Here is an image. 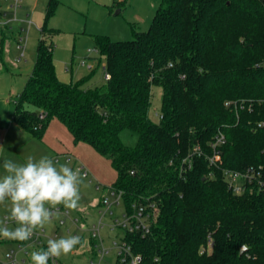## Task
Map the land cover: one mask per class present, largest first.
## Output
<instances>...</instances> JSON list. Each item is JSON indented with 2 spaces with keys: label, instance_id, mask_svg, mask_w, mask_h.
Returning <instances> with one entry per match:
<instances>
[{
  "label": "trees",
  "instance_id": "obj_1",
  "mask_svg": "<svg viewBox=\"0 0 264 264\" xmlns=\"http://www.w3.org/2000/svg\"><path fill=\"white\" fill-rule=\"evenodd\" d=\"M57 3H47L13 120L42 139L57 118L75 143L109 158L126 210L154 205L151 232L126 236L142 264H264V192L255 179L235 193L223 173L264 179V0H161L134 38L93 35L110 74L95 85L91 74L57 75L45 36ZM153 86L162 87L159 121L149 115ZM126 129L135 145L122 140ZM196 145L201 153L182 169ZM216 150L221 159L211 162Z\"/></svg>",
  "mask_w": 264,
  "mask_h": 264
},
{
  "label": "rangeland",
  "instance_id": "obj_2",
  "mask_svg": "<svg viewBox=\"0 0 264 264\" xmlns=\"http://www.w3.org/2000/svg\"><path fill=\"white\" fill-rule=\"evenodd\" d=\"M47 1L21 0L15 12L11 1L0 0V16L5 21V24L0 23L1 122L7 121L9 116L12 118L15 102L33 70L37 46L43 36ZM160 3L161 0H58L55 12L47 21L50 31L45 36L55 43L54 61L59 79L69 82L91 74L89 85L105 83V57L96 48L93 35L103 34L112 40L132 39L134 30H147L150 27ZM152 92L149 115L154 121H159L162 87L153 86ZM47 129L49 130L43 139L32 137L30 133H19L14 140L10 134L5 144L3 161L11 159L24 163L23 160L28 156L36 159L48 156L57 162L55 158L59 157V164L68 163L76 169L77 160H68L63 153L71 138L68 128L57 118H53ZM0 135H3L2 131ZM121 137L129 145H135L138 140L137 134L127 129L122 132ZM79 144L80 153L76 156L96 167L99 175L96 177L92 170L89 176L82 175L79 210L76 212L80 219L76 224L67 222V226H60L57 222L58 215L50 224L45 225L49 230L59 232L60 237L69 234L80 237V244L68 255L60 257L63 264H87L90 257L98 260L92 254L88 229L100 221L104 223L101 234L106 247H113L114 240L120 242L125 237L123 229H111L116 224V219H121L126 210L124 199L120 198L118 204L112 203V213L107 212L103 216L100 210L105 208L98 204L105 196L110 202L119 197L117 193L112 194V185L117 177L116 170L109 158L98 153L91 145ZM7 211L6 206H0V219L9 215L5 214ZM76 213L73 212L74 215ZM10 227H15V224ZM11 248H17L15 240L0 244L2 261L6 260V253ZM116 259V249H112L104 256L102 264L114 263Z\"/></svg>",
  "mask_w": 264,
  "mask_h": 264
},
{
  "label": "clouds",
  "instance_id": "obj_3",
  "mask_svg": "<svg viewBox=\"0 0 264 264\" xmlns=\"http://www.w3.org/2000/svg\"><path fill=\"white\" fill-rule=\"evenodd\" d=\"M2 167L0 206H6L9 215L0 219V237L27 241L38 229L43 230L52 222L58 215V206L70 210L78 208L83 182L79 168L59 164L48 156L39 159L28 156L24 163L5 159ZM8 222L15 227H10ZM78 244V235L50 238L46 249L31 253V262L49 264L50 259L68 255Z\"/></svg>",
  "mask_w": 264,
  "mask_h": 264
},
{
  "label": "built area",
  "instance_id": "obj_4",
  "mask_svg": "<svg viewBox=\"0 0 264 264\" xmlns=\"http://www.w3.org/2000/svg\"><path fill=\"white\" fill-rule=\"evenodd\" d=\"M11 1V7L16 9L20 6L21 0H6ZM105 67V65H104ZM106 79L110 78V74L105 72ZM223 136H218L216 142L212 143L213 147L216 148L219 142H222ZM201 147L196 145L189 156H186L182 160V169H190L193 163V155L200 154ZM58 157L55 158L58 161ZM67 159H72V156H67ZM221 159L220 152L218 150L215 151L214 155L210 158L211 162H216ZM172 162V161H171ZM76 168H79L83 176H89V171L82 164L76 165ZM224 178L227 181L228 185L233 189L235 193H243L245 190L250 187V184L256 179L257 181V189L259 191L264 192V179L259 178L260 174H255L254 171L248 170L239 171L225 168L223 170ZM252 190V188L250 187ZM118 194V198L115 201L110 202V200L105 196L101 203L104 210H100L101 215L103 216L105 213L110 212L112 210L110 206L112 203H119L120 198H122V192L117 191L112 187V194ZM58 215L59 218L57 220L60 226H67V222L70 224H76L79 221V217L77 214H73L72 210L66 209L63 205L58 206ZM156 208L154 205H150L148 207L145 204H133L132 210H125L121 219H116V224L112 225L111 229L114 227H119L125 231V237L122 241L118 242L114 240L113 247H106L104 245V238L101 234V229L104 226V223L100 221L98 224L92 225L88 230L90 233V242H91V250L92 254L97 256L98 260L90 257V260L87 264H102V260L106 254H108L112 249H116L117 259L114 263L111 264H142L143 257L140 253L134 252L133 245L126 238L127 234H140L141 236H146L151 232L152 223L156 218ZM57 215V216H58ZM8 215L4 216V219ZM101 216V217H102ZM9 226L14 225L12 222H8ZM69 231V228L67 229ZM60 237L59 232H48L47 228L44 227L43 230H37L35 234L27 241L19 242L16 241L17 248H11L6 253V260L2 261L0 259V264L9 263V264H32L31 262V253L33 251H39L41 249H46L47 240L48 239H58ZM3 238L0 237V241ZM205 249V248H204ZM204 249L202 251H204ZM49 264H63L60 261V257L58 259H50Z\"/></svg>",
  "mask_w": 264,
  "mask_h": 264
},
{
  "label": "crops",
  "instance_id": "obj_5",
  "mask_svg": "<svg viewBox=\"0 0 264 264\" xmlns=\"http://www.w3.org/2000/svg\"><path fill=\"white\" fill-rule=\"evenodd\" d=\"M49 1V0H48ZM48 1H47V3H48ZM46 7H47V5H46ZM0 23L1 24H5V21L1 18V16H0ZM0 133H1V131H2V133H3V135H0V174H2L3 173V169L1 168L2 167V165H3V154H4V151H5V144L7 143V141H8V139H9V135L11 134L12 136H11V138L12 139H14V140H16L17 139V137L19 136V133L20 134H22V133H29L28 131H26L25 129H23L22 127H20L14 120H13V113H12V118H11V116H9V118H8V120L7 121H3V122H1L0 121ZM5 126V127H4ZM7 126H8V128H7ZM49 127V126H48ZM48 130L49 129H46V131H45V134H44V136H46L47 135V132H48ZM44 136H43V138H44ZM32 138V137H31ZM42 138V139H43ZM73 139V136H72V134H71V138H69V140L67 141V144H68V146L65 148V151H63V153L64 154H66L65 155V157L67 158V156H72V159H74V160H77L76 161V163H78V164H82L83 166H85V168H87L88 169V171H89V173L91 172V170H92V172L95 174V176L97 177V175H99V173H98V171H97V168L96 167H94L93 165H91L90 163H87V162H85V161H82L81 159H80V157L79 156H76V154H78V152H79V145H81V144H79V143H75L74 142V140H72ZM80 153V152H79ZM59 158V157H58ZM71 160V159H70ZM24 162L26 161V158H25V160H23ZM58 161H59V159H58ZM57 161V162H58ZM95 177V178H96ZM98 180V182L101 184V182H100V180H99V178L97 179ZM99 186V185H98ZM101 201L102 200H100L99 201V205H102V203H101ZM79 209L77 208V209H75L74 211H75V213L78 211ZM73 210H72V212H74ZM5 214H9L8 213V211H7V213H5ZM77 214V213H76ZM46 227V226H45ZM47 228V230H48V232H53L52 230H49L48 229V227H46ZM6 241H9V239H5V238H3V240L2 241H0V244L1 243H3V242H6Z\"/></svg>",
  "mask_w": 264,
  "mask_h": 264
},
{
  "label": "water",
  "instance_id": "obj_6",
  "mask_svg": "<svg viewBox=\"0 0 264 264\" xmlns=\"http://www.w3.org/2000/svg\"><path fill=\"white\" fill-rule=\"evenodd\" d=\"M246 251V247H242L241 248V253L245 252Z\"/></svg>",
  "mask_w": 264,
  "mask_h": 264
}]
</instances>
